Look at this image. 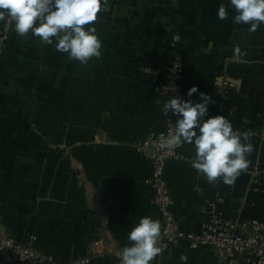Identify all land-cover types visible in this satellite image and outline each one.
Returning a JSON list of instances; mask_svg holds the SVG:
<instances>
[{
  "label": "crops",
  "instance_id": "obj_1",
  "mask_svg": "<svg viewBox=\"0 0 264 264\" xmlns=\"http://www.w3.org/2000/svg\"><path fill=\"white\" fill-rule=\"evenodd\" d=\"M221 3L229 12L223 21L216 18ZM102 5L108 11L94 23L102 56L87 65L16 35L11 22L0 42V233L55 264H119L139 218L160 222L144 180L151 172L147 142L163 130L167 100L142 70L177 54L185 99L193 85L212 96L209 115L247 133L253 151L229 186L209 184L190 166L192 145L180 147L164 173L175 219L196 234L213 218L248 234V222L264 221V194L252 182L264 172V27L249 33L233 23L228 0ZM182 255L187 264H219L212 251L185 242L152 264H183ZM0 264L14 262L0 252ZM225 264L244 263L237 257Z\"/></svg>",
  "mask_w": 264,
  "mask_h": 264
},
{
  "label": "clouds",
  "instance_id": "obj_2",
  "mask_svg": "<svg viewBox=\"0 0 264 264\" xmlns=\"http://www.w3.org/2000/svg\"><path fill=\"white\" fill-rule=\"evenodd\" d=\"M228 3L234 12L233 23L247 25L249 33L264 27V0H228ZM101 11H108L102 0H0V22H11L16 35L38 38L81 65L102 56V43L94 27ZM216 18L229 19L223 3L216 8ZM235 51L239 58L241 50ZM194 94L198 96L195 101ZM186 96L187 99L169 97L161 105L164 116L176 119L174 132L161 140L160 148L174 150L192 145L194 155L189 163L198 174L212 185L218 180L233 185L250 163L248 156L253 146L248 134L234 130L223 115H209V105L215 101L197 86L190 87ZM160 239V222L150 216L140 217L128 232L129 243L119 253V264H152L163 251L158 246ZM180 259L187 264L186 256Z\"/></svg>",
  "mask_w": 264,
  "mask_h": 264
},
{
  "label": "built area",
  "instance_id": "obj_3",
  "mask_svg": "<svg viewBox=\"0 0 264 264\" xmlns=\"http://www.w3.org/2000/svg\"><path fill=\"white\" fill-rule=\"evenodd\" d=\"M170 1L172 5H177L178 0ZM9 24L10 22H6L0 32V42L7 39ZM142 74L153 84L155 92L163 95L166 100L176 96L185 98L180 86L183 78L182 61L177 54H174L163 66H145ZM175 119L171 115L164 116L163 130L151 136L147 142L152 146L151 172L144 183L150 188L152 204L159 212L161 239L158 246L164 252L179 242H185L191 249L205 248L212 251L219 264H225L237 257H241L244 264H264V221L248 222V234L239 233L231 222L215 218L205 224L201 232L197 234L184 231L179 227L173 213L174 202L164 173L166 164L179 158L180 147L174 150L160 148L161 140L174 132ZM252 182L254 190L264 194V172L256 175V179ZM0 252L8 254L14 264H55L51 258L37 254L28 245L18 243L2 233H0Z\"/></svg>",
  "mask_w": 264,
  "mask_h": 264
}]
</instances>
